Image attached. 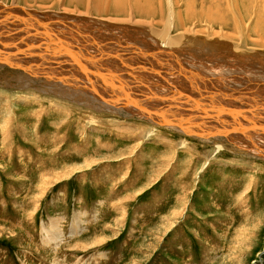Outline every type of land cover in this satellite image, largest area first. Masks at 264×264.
<instances>
[{"label":"rangeland","instance_id":"rangeland-1","mask_svg":"<svg viewBox=\"0 0 264 264\" xmlns=\"http://www.w3.org/2000/svg\"><path fill=\"white\" fill-rule=\"evenodd\" d=\"M18 1L83 11L76 0ZM114 1L99 3L110 14ZM233 1L245 31L264 28L263 0ZM257 50L264 66V42ZM35 68L0 67V264H264V157L94 108L85 90L58 94ZM56 102L103 121L88 125L82 110ZM54 218L62 239L45 244Z\"/></svg>","mask_w":264,"mask_h":264},{"label":"bare ground","instance_id":"bare-ground-1","mask_svg":"<svg viewBox=\"0 0 264 264\" xmlns=\"http://www.w3.org/2000/svg\"><path fill=\"white\" fill-rule=\"evenodd\" d=\"M76 1L83 11L0 0V67H37L58 94L78 98L85 90L94 108L143 115L154 127L212 141L217 150L226 144L218 140L223 137L264 157V66L254 57L264 28L245 31L237 1L185 0L182 7L178 0H113L110 14L99 0ZM223 38L235 39L234 47ZM216 47L234 59L217 58ZM82 111L88 125L103 121ZM57 224L54 218L42 229L43 243L61 241ZM76 228L70 226L71 236Z\"/></svg>","mask_w":264,"mask_h":264},{"label":"water","instance_id":"water-1","mask_svg":"<svg viewBox=\"0 0 264 264\" xmlns=\"http://www.w3.org/2000/svg\"><path fill=\"white\" fill-rule=\"evenodd\" d=\"M262 253H264V250L262 251Z\"/></svg>","mask_w":264,"mask_h":264}]
</instances>
